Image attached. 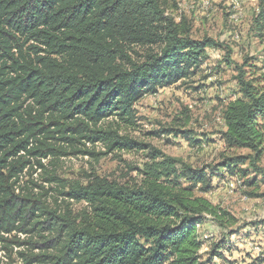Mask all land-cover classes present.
I'll list each match as a JSON object with an SVG mask.
<instances>
[{
    "label": "trees",
    "instance_id": "obj_1",
    "mask_svg": "<svg viewBox=\"0 0 264 264\" xmlns=\"http://www.w3.org/2000/svg\"><path fill=\"white\" fill-rule=\"evenodd\" d=\"M258 10L261 30L264 0ZM190 31L164 0H0V254L23 264H209L196 224L209 215L226 229L236 219L196 192L211 190L213 176L247 178L242 166L256 169L264 153V87L247 77V60L235 66L237 92L219 136L249 154L196 168L157 151L161 159L144 164L133 186L94 173L85 183L51 174L44 180L54 189L20 180L29 158L43 168L42 158L67 149L93 157L96 143L145 146L119 134L135 124L134 104L189 79L206 48L221 46ZM71 201L84 206L74 212Z\"/></svg>",
    "mask_w": 264,
    "mask_h": 264
},
{
    "label": "rangeland",
    "instance_id": "obj_2",
    "mask_svg": "<svg viewBox=\"0 0 264 264\" xmlns=\"http://www.w3.org/2000/svg\"><path fill=\"white\" fill-rule=\"evenodd\" d=\"M164 2L168 15L176 21L181 17L189 21L192 38L211 37L221 46L206 48L200 70L189 79L145 95L134 104L135 124L121 125L119 134L145 146L128 151H108L104 144L96 143L94 151L100 154L93 157L67 149L71 154L42 158L43 168L29 158L30 165L22 173L21 183L31 180L54 189V184L44 180L51 174L85 183L87 175L94 173L119 184L133 186L141 183L144 164L151 163L156 155L157 160L161 159L157 151L196 168L212 167L222 156L249 154L246 149L228 148L219 133L224 130L222 117L225 106L237 92L235 66L247 60L244 67L247 77L257 79L264 87V27L258 30L255 23L260 0ZM250 64L256 68L251 70L254 74L249 73ZM107 124L105 121L102 125ZM190 139L200 142L193 144ZM86 147L93 146L86 144ZM242 167L248 169L247 178L239 175L213 176L214 187L211 190L196 192L236 219L226 229L219 227L209 215L196 224L197 236L202 242L199 253L203 259H209V264H264V153L256 163V169L247 164ZM245 179H252L255 184L249 185ZM49 194L53 195L50 201L57 197L51 188ZM83 206L82 202H70L74 212ZM19 236L25 238L24 235ZM222 240L224 246L216 248ZM216 249L221 257L211 258ZM0 264L23 263L15 253L11 258L1 253Z\"/></svg>",
    "mask_w": 264,
    "mask_h": 264
}]
</instances>
